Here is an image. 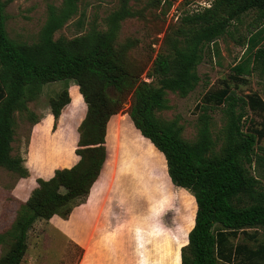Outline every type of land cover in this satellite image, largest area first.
<instances>
[{
	"label": "trees",
	"instance_id": "trees-1",
	"mask_svg": "<svg viewBox=\"0 0 264 264\" xmlns=\"http://www.w3.org/2000/svg\"><path fill=\"white\" fill-rule=\"evenodd\" d=\"M78 1L61 0L59 8L50 5L38 40L27 43L8 37L6 2L0 0V167L20 177L27 175L23 158L11 154L14 113L36 123L27 103L37 99L44 84L64 82L49 99L54 119L70 101L68 82L76 84L85 103L77 126V162L55 170L47 179H37L11 226L0 232V242L8 243L0 264H20L33 223L54 215L67 217L85 200L97 177H103L112 154L115 117L127 98L134 130L160 153L169 180L192 195V224L178 264H264V147L258 143L264 138V98L257 92L238 96L227 83L206 93L199 105L200 125L193 141L181 137L175 120L163 121L155 115L168 108L167 91L185 96L194 88L198 81L195 67L205 45L215 44L231 21L249 10H256V19L262 22L247 37L230 77L243 79L256 66L264 73V0H211L207 6L183 14L179 25L165 34V48L156 53L145 72L149 81L141 78L144 70L127 59L133 43H115L120 22L132 13L126 0L106 17V29L92 27L71 38H54L76 13ZM171 2L164 0L166 8ZM83 16L77 18L78 27ZM221 104L227 120L222 144L215 151L207 111ZM245 107L261 115L257 126L243 129ZM258 230L263 239L254 247L232 241L240 235L257 241Z\"/></svg>",
	"mask_w": 264,
	"mask_h": 264
},
{
	"label": "rangeland",
	"instance_id": "rangeland-1",
	"mask_svg": "<svg viewBox=\"0 0 264 264\" xmlns=\"http://www.w3.org/2000/svg\"><path fill=\"white\" fill-rule=\"evenodd\" d=\"M4 1L8 37L27 43L38 40L48 7L61 6V0ZM210 1L172 0L166 8L164 0H126L132 13L120 22L115 43H133L127 51V59L133 66L144 70L141 78L149 81L145 72L156 53L165 48V34L171 33L179 25L183 14L201 9ZM120 3L121 0H79L76 13L54 33V38H71L92 27L106 29V17L119 8ZM81 13L84 14L83 22L78 27L76 21ZM256 16V10H249L237 20L231 21L227 31L216 39L215 44L205 45L195 67L198 81L190 92L180 96L176 92L167 91L168 108L156 111L155 115L163 121L175 120L184 140L193 141L197 137L201 113L199 105L203 103L206 93L218 90L227 83L238 96L257 92L264 98V73L259 66L244 75L243 79L234 80L230 77L232 66L240 61L244 52L247 37L262 22ZM73 84L67 83L70 101L57 119L50 113L49 99L64 87L63 81L44 84L37 99L27 103L38 119V126L35 127L36 123L32 124L21 113H14L11 154L23 158L27 175L20 177L0 167V232L11 226L21 204L37 185L38 178H45L55 170L69 166L78 157L75 152L77 126L85 113V103ZM223 106H214L207 111L215 151L222 144L223 128L227 120ZM128 107L127 98L115 117L110 141L112 154L107 170L103 177L96 179L92 187V193L97 188L102 190L97 194L100 199L94 200L96 211L87 217L90 224L97 226L76 229L69 215H56L49 220L37 219L28 230L27 250L20 264H102L101 261L97 262V258L102 255L105 246L104 243L95 242L110 232L111 237L123 234L125 228L135 227L138 219L149 223L147 230L142 233L138 229L137 232V245L143 255L142 260H151L154 264H178L180 248L186 243L185 236L192 224V195L169 180L160 153L132 127L133 123L127 114ZM242 111L243 129L259 124L260 114L247 107L242 108ZM258 143L264 147V138ZM257 152L263 153L262 150ZM86 200L87 196L82 203ZM112 220L115 227L109 228ZM100 222H105L102 228H99ZM248 230L253 232L254 229ZM145 238L148 249L143 245ZM262 239V231L258 230L257 241L244 240L241 235L232 241H245L254 247ZM82 244L86 247L85 254ZM7 248L8 243L0 242V255ZM121 248L122 245H119L118 251ZM129 254L135 256L136 252L131 250ZM119 256L123 257L124 254ZM110 263L116 264L115 261Z\"/></svg>",
	"mask_w": 264,
	"mask_h": 264
},
{
	"label": "crops",
	"instance_id": "crops-1",
	"mask_svg": "<svg viewBox=\"0 0 264 264\" xmlns=\"http://www.w3.org/2000/svg\"><path fill=\"white\" fill-rule=\"evenodd\" d=\"M76 85V84H73ZM114 115H112L111 117H114ZM110 117V118H111ZM52 118V117H51ZM109 118V119H110ZM39 123L35 124V127L38 126ZM77 138H78V133H77ZM78 160V157L69 165V166H64V168H68L71 167L74 163H76ZM53 175V173L51 175L46 176L43 179H47L49 177H51ZM98 178V177H97ZM96 181V180H95ZM95 183V182H94ZM93 183V184H94ZM93 184L88 192L87 195V200L86 202L74 207L70 214L69 217L70 219H72L71 221L75 224V228L77 229H81L84 230L85 228H94L97 226V224H90V220L87 219V217L91 216L90 214H92V212L94 213L96 211V207H95V203L94 200L98 201L100 199V197L97 196V194H100V191H102L101 189L97 188V190L94 191V193H92V187ZM179 187V186H178ZM181 188V187H179ZM183 189V188H181ZM184 190V189H183ZM109 212V211H108ZM56 216V215H54ZM69 220V219H68ZM137 223L135 225V227H131L129 226V228H125V231L123 232V234H118V235H114L111 237V232L108 235H104L103 237H100L101 240L98 242H95L96 244H103L102 248V255L97 258V262H102L103 263H110V261H115L116 264H154L151 260H145L143 261L142 259V254L139 252V248L137 245V232L138 229H141V232L143 233V230H147L148 228V224L149 223H144L142 220L138 219L136 220ZM105 222H100V226L102 224H104ZM109 226H103V228H113L115 227V222L114 220L110 221ZM153 225V224H151ZM154 226V225H153ZM98 228V227H97ZM99 228H102L99 227ZM104 239V240H102ZM143 245L145 246V248H149L147 246V243H145V241H147V239L145 238ZM83 245V244H82ZM119 245H122L121 251H118ZM84 246V245H83ZM136 252L135 256H133L132 254H129L130 251ZM121 252H123L124 256L121 257L119 255H123ZM86 253V247L84 246V254Z\"/></svg>",
	"mask_w": 264,
	"mask_h": 264
}]
</instances>
